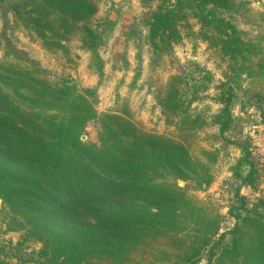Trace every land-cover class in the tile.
<instances>
[{"label": "trees", "instance_id": "16d2710c", "mask_svg": "<svg viewBox=\"0 0 264 264\" xmlns=\"http://www.w3.org/2000/svg\"><path fill=\"white\" fill-rule=\"evenodd\" d=\"M3 1L13 26L31 33L44 50L68 57L67 42L76 37L97 58L93 0ZM141 1L155 3L146 21L153 53L179 42L183 27L228 60L230 75L214 85L220 108L210 121L189 110L212 82L209 71L192 64L191 73L169 75L155 94L172 135L145 130L124 106L98 116L97 142L89 143L80 137L96 117L92 91L6 55L0 59L5 231L19 232L20 244L39 245L36 264H196L203 256L205 264H264V198L250 203L243 194L254 193L260 177L248 146L234 142L241 155L231 167L239 182L229 191V229L221 231L217 204L191 191L212 182L206 161L216 159L196 145L197 131L209 122L224 138L232 129V82L239 74L264 88V23L252 21L257 27L248 32L238 28L235 19L251 12L245 0ZM253 96L264 102V91ZM26 262L0 254V264Z\"/></svg>", "mask_w": 264, "mask_h": 264}, {"label": "rangeland", "instance_id": "374dc122", "mask_svg": "<svg viewBox=\"0 0 264 264\" xmlns=\"http://www.w3.org/2000/svg\"><path fill=\"white\" fill-rule=\"evenodd\" d=\"M93 1L97 11L91 23L100 34L97 58L92 52L82 49L76 37L67 42L68 57L61 52L44 50L31 33L13 26L3 1L0 3V59L6 55L10 59L15 53L20 56L15 59L20 62L27 59L51 77L62 76L78 87L90 89L92 93L88 98L96 117L86 122L82 130L80 138L85 142H97L100 128L98 116L101 113L120 111L124 106L132 114L133 120L145 130L172 135L174 127L166 123L155 94L169 75L191 73L192 64L209 71L212 82L202 97L190 105L189 110L193 113L202 111L206 120L210 121L209 116L220 108V104L213 99L214 85L230 75L228 60L221 58L206 41L183 27L179 42L165 52L153 53L147 41L146 21L155 7L154 2L144 5L141 0ZM235 20L239 29L248 32L251 27H257L252 21L264 23V12L251 9V12ZM188 22L193 31H197L194 20L189 19ZM232 84L234 97L229 107L235 119L232 129L223 134L224 138L218 134L217 127L209 122L197 131L196 145L216 153L214 162L205 160L211 166L213 180L206 188L191 190L197 198H209L217 204L219 213L224 217L221 231L229 229L233 223V219L226 215L227 206L232 202L229 191L239 182L232 178L231 167L241 155L234 142L248 146L250 158L260 177L264 176V120L261 117L264 102L253 96L255 92L264 91V88L261 89L259 83L250 82L242 74ZM260 177L254 193L249 190L243 193L250 203L261 194ZM177 183L184 184L182 181ZM2 216L0 213V218ZM21 240L19 232L5 231L0 220V254L12 261L21 258L28 261L26 264H36L34 260L39 245L30 242L20 244ZM196 264H205V256Z\"/></svg>", "mask_w": 264, "mask_h": 264}, {"label": "crops", "instance_id": "0c3cea01", "mask_svg": "<svg viewBox=\"0 0 264 264\" xmlns=\"http://www.w3.org/2000/svg\"><path fill=\"white\" fill-rule=\"evenodd\" d=\"M245 1L248 2V6L251 9L264 12V0H245ZM260 181H261V183L259 186H260V191H261L264 187V176L260 177ZM247 192H248V190L244 189V193L246 194Z\"/></svg>", "mask_w": 264, "mask_h": 264}, {"label": "built area", "instance_id": "2783aa9c", "mask_svg": "<svg viewBox=\"0 0 264 264\" xmlns=\"http://www.w3.org/2000/svg\"><path fill=\"white\" fill-rule=\"evenodd\" d=\"M261 196L264 198V188L261 191Z\"/></svg>", "mask_w": 264, "mask_h": 264}]
</instances>
